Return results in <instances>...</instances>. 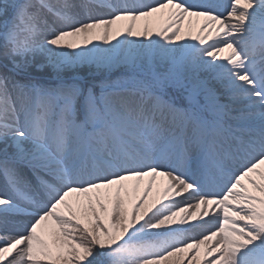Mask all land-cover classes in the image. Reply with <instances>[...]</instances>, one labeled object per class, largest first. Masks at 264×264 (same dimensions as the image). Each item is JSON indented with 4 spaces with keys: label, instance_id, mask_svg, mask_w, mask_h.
I'll return each instance as SVG.
<instances>
[{
    "label": "snow or ice",
    "instance_id": "obj_1",
    "mask_svg": "<svg viewBox=\"0 0 264 264\" xmlns=\"http://www.w3.org/2000/svg\"><path fill=\"white\" fill-rule=\"evenodd\" d=\"M0 264H264V0H0Z\"/></svg>",
    "mask_w": 264,
    "mask_h": 264
}]
</instances>
